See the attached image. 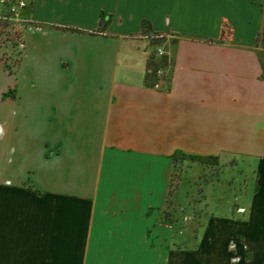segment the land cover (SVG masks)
I'll return each mask as SVG.
<instances>
[{
	"label": "crops",
	"instance_id": "crops-1",
	"mask_svg": "<svg viewBox=\"0 0 264 264\" xmlns=\"http://www.w3.org/2000/svg\"><path fill=\"white\" fill-rule=\"evenodd\" d=\"M18 17L0 264H264V0H26ZM143 30L168 34L158 88ZM177 154L222 171L190 246L160 216Z\"/></svg>",
	"mask_w": 264,
	"mask_h": 264
},
{
	"label": "rangeland",
	"instance_id": "rangeland-1",
	"mask_svg": "<svg viewBox=\"0 0 264 264\" xmlns=\"http://www.w3.org/2000/svg\"><path fill=\"white\" fill-rule=\"evenodd\" d=\"M20 49V40L15 31L14 23L0 22V57L5 63L14 65ZM233 163L235 160L232 161ZM221 166L214 158H197L190 155L177 154L173 156V169L169 176V190L161 219L175 230L172 240L175 245L190 246L193 242V231L198 216L205 210V205L199 202L200 184L211 179H222ZM239 172L230 173L229 182L235 185L239 181ZM246 177V176H245ZM243 177V178H245ZM220 204V203H219ZM238 204L230 206V215H235ZM169 239H171L169 237Z\"/></svg>",
	"mask_w": 264,
	"mask_h": 264
},
{
	"label": "built area",
	"instance_id": "built-area-1",
	"mask_svg": "<svg viewBox=\"0 0 264 264\" xmlns=\"http://www.w3.org/2000/svg\"><path fill=\"white\" fill-rule=\"evenodd\" d=\"M26 3V0H0V22H15L19 20L18 12ZM23 20V19H21ZM140 37L153 44V49L146 62V72L150 78V86L158 88L160 82L168 76L171 66L169 54L164 46L168 34L143 30Z\"/></svg>",
	"mask_w": 264,
	"mask_h": 264
},
{
	"label": "trees",
	"instance_id": "trees-1",
	"mask_svg": "<svg viewBox=\"0 0 264 264\" xmlns=\"http://www.w3.org/2000/svg\"><path fill=\"white\" fill-rule=\"evenodd\" d=\"M0 59H1V57H0ZM1 60H2L3 66H4L6 69H8L9 71H13V67L16 65L17 60H16V62H15V64H14L13 66L10 65V64H8V63H5L3 59H1Z\"/></svg>",
	"mask_w": 264,
	"mask_h": 264
}]
</instances>
